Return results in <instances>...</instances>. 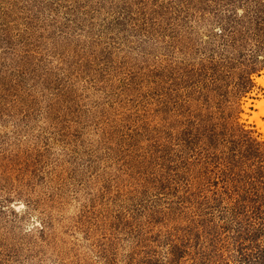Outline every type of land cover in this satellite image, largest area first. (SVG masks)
Returning a JSON list of instances; mask_svg holds the SVG:
<instances>
[{"label":"rangeland","instance_id":"374dc122","mask_svg":"<svg viewBox=\"0 0 264 264\" xmlns=\"http://www.w3.org/2000/svg\"><path fill=\"white\" fill-rule=\"evenodd\" d=\"M261 76L264 0H0V264H264Z\"/></svg>","mask_w":264,"mask_h":264},{"label":"bare ground","instance_id":"6f19581e","mask_svg":"<svg viewBox=\"0 0 264 264\" xmlns=\"http://www.w3.org/2000/svg\"><path fill=\"white\" fill-rule=\"evenodd\" d=\"M257 80H258V82H259L260 84H262V85L264 86V76L259 77ZM259 102H260V101H259ZM257 105H258V104H257ZM258 107L260 108V112H258V113L256 114L255 119L257 120L258 124L262 125L263 128H264V122H262V121L260 120V115H259V114H264V100L261 101V102L259 103ZM253 119H254V118H253Z\"/></svg>","mask_w":264,"mask_h":264}]
</instances>
